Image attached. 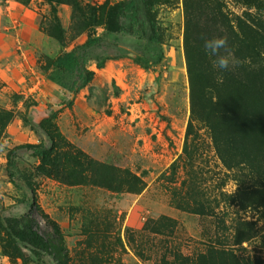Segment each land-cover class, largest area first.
Instances as JSON below:
<instances>
[{
	"label": "rangeland",
	"instance_id": "374dc122",
	"mask_svg": "<svg viewBox=\"0 0 264 264\" xmlns=\"http://www.w3.org/2000/svg\"><path fill=\"white\" fill-rule=\"evenodd\" d=\"M121 1L0 0V264H56L2 228L33 202L37 231L58 228L67 264H264V108H241L240 87L226 85L211 121L192 120L185 141L186 47L226 35L242 65L248 30L236 18L254 28L256 17L264 62V0H133L132 20L117 9L111 26L95 20L97 7ZM211 10L223 20L207 28ZM93 37L84 55L92 77L70 92L74 74L52 61ZM159 52L148 70L132 60ZM40 142L53 148L45 163L25 147Z\"/></svg>",
	"mask_w": 264,
	"mask_h": 264
},
{
	"label": "trees",
	"instance_id": "16d2710c",
	"mask_svg": "<svg viewBox=\"0 0 264 264\" xmlns=\"http://www.w3.org/2000/svg\"><path fill=\"white\" fill-rule=\"evenodd\" d=\"M141 2L144 4V7H148L150 0H141ZM253 2L256 3L257 7L259 8V0H254ZM133 3V0H125L121 1L119 4H116L117 6L115 7L108 6L106 3L102 4L97 7L96 11L98 12V15L95 12L94 18L95 20H98L99 23H105L107 24V26H111L109 24L113 22L114 10L117 9L118 15L122 17H127L129 15L130 19L132 20V16H134V14H128L127 4L132 5ZM252 3H250L249 5H251ZM206 14L207 15L204 17L206 19L207 28L223 20L217 14L216 10L208 11ZM147 16H149V14H147ZM150 20L151 16L148 17L149 23ZM236 20H238V28H244L245 30H248V36L240 33L238 38V44L244 45L245 49L243 50H247L248 55H245L243 57V61L246 64H240L239 67L232 70L233 72L231 74H229V72H226L222 76L218 75L213 69H211V66H208L211 65L210 59H207L205 55L202 56V52L199 50V47H201L203 50L202 38H200L201 40L198 41V43L192 50L186 47L187 70L190 82L191 114L185 133V141L187 140L189 135L192 136V120L197 119L206 122L211 121V116L216 112L215 109L218 108L228 96L227 95L223 97L222 95H219L216 97L217 93L221 89H225L226 85H228L230 90H232L234 85H236L234 89L240 87L241 95L245 98L243 99V104H240L242 105L241 108H244V106H246L247 111L253 110V112H257V105H260L261 108H264V97L261 96V93L256 84L258 81V71L262 69V63H264L263 60L260 59V52H258L259 47L257 46V43L259 44V41L261 39V31H258L256 29L252 31V29L256 28L257 24L261 23V21L255 17L253 22H255L256 26L254 28H250L247 24H245L244 21L240 20V18H236ZM113 27L114 26L112 25L111 28ZM195 27L196 26H192V29L194 30ZM197 28L198 30H201L203 28L202 24H200ZM207 28L205 30L208 32ZM150 31L151 35L149 41L151 46L153 48L159 47L161 45V37L156 31V27L153 23H150ZM252 33L258 34L256 37H254ZM212 36L216 35L212 32L210 37ZM205 37H208V35H206ZM99 42V37L88 38L81 45L58 55L52 61V64L62 71L74 74L75 79L72 81L71 85L67 87L70 92H74L77 88L86 84L91 79L93 73L85 68V49L95 46L99 44ZM195 50H197V55L200 54L201 58H198V65L200 67L198 73L195 71L194 63L192 62V58L196 56ZM234 54H238L235 56L241 61L239 53H237L236 50ZM161 57L162 54L159 52L153 60L140 56H134L132 60L141 68L148 70L150 66L156 63V61ZM102 62L103 61L97 62L98 67L102 65ZM214 77L218 80H222L217 81L216 87L212 89L213 83H211V80ZM212 91L215 92V95H212ZM229 93L230 92L228 91V94ZM7 119H9V117L5 116L2 118L3 121H6ZM44 134L48 135L50 142H53V140L50 139V134ZM196 134L197 133H194L195 136ZM25 147L31 148L33 153L41 158L42 163L49 161V157L51 155V152L53 151L52 147H45L41 142L37 145L28 144L25 145ZM8 165L9 167L13 166L11 160L8 161ZM107 172H109V170H107V168H104V170H100V172L98 171L96 175L99 174V176L102 177ZM9 174L11 177H13V173L11 171ZM36 210L37 207L35 205V202H33L29 206V209L25 216L5 219V226H2V228L10 238H13V240H17L23 243L25 242L31 245V251L33 254L39 256L40 253H38V250L43 248L56 264H67L68 259L66 258V253L63 249V243L60 241L61 234L58 231V228L53 227V229L51 228L50 231H47L43 234L37 231V229L39 230L38 220H36L34 215H32L34 211L36 212ZM39 214L41 215V213Z\"/></svg>",
	"mask_w": 264,
	"mask_h": 264
},
{
	"label": "clouds",
	"instance_id": "9594fccd",
	"mask_svg": "<svg viewBox=\"0 0 264 264\" xmlns=\"http://www.w3.org/2000/svg\"><path fill=\"white\" fill-rule=\"evenodd\" d=\"M202 47L205 54L210 58L212 69L223 75L237 68L241 61L234 55L226 35H216L202 38Z\"/></svg>",
	"mask_w": 264,
	"mask_h": 264
}]
</instances>
